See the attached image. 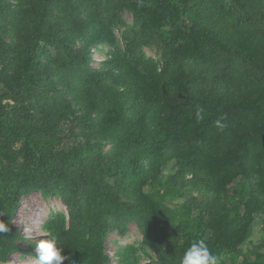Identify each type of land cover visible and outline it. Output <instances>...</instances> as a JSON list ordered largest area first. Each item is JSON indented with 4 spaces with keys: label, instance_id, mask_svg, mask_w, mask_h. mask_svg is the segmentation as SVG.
I'll return each mask as SVG.
<instances>
[{
    "label": "trees",
    "instance_id": "16d2710c",
    "mask_svg": "<svg viewBox=\"0 0 264 264\" xmlns=\"http://www.w3.org/2000/svg\"><path fill=\"white\" fill-rule=\"evenodd\" d=\"M34 192L66 206L47 229L71 264H108L131 221L142 240L118 264H153L146 248L181 264L199 240L219 264H264V0H0L7 264Z\"/></svg>",
    "mask_w": 264,
    "mask_h": 264
},
{
    "label": "rangeland",
    "instance_id": "374dc122",
    "mask_svg": "<svg viewBox=\"0 0 264 264\" xmlns=\"http://www.w3.org/2000/svg\"><path fill=\"white\" fill-rule=\"evenodd\" d=\"M127 26H133L134 20L130 12L123 13ZM126 26L117 27L116 34L121 36ZM109 47L106 45H98L95 47L93 54L96 59L106 56ZM142 52L155 60L160 59V53L155 47H142ZM98 64V61L95 62ZM195 194H199L198 190H194ZM57 214H67L66 206L58 195L45 196L41 192H34L26 195L21 200V205L14 217V227L22 235L21 244L23 250L12 254V264H36V255L29 250H35V243L41 239H50L48 236L42 235L47 232V222ZM142 236L137 224L134 221L127 223V231L125 235H121L118 230L111 229L106 237V252L111 257L108 264H118V254L128 245L138 246L141 243ZM138 254L146 261H152L156 264L154 253L146 248L145 251L139 250Z\"/></svg>",
    "mask_w": 264,
    "mask_h": 264
},
{
    "label": "clouds",
    "instance_id": "9594fccd",
    "mask_svg": "<svg viewBox=\"0 0 264 264\" xmlns=\"http://www.w3.org/2000/svg\"><path fill=\"white\" fill-rule=\"evenodd\" d=\"M202 109L196 113L197 119H202ZM224 117L217 119L215 125L220 130H223L226 125L222 122ZM8 231V224L0 220V233ZM44 236L51 237L50 239H41L35 243L36 264H63V261L69 260L70 257L63 254L64 246H61L59 241L50 233H42ZM0 264H7L6 261L0 260ZM71 264V261H70ZM181 264H219V258L213 254L204 240L193 242L185 251Z\"/></svg>",
    "mask_w": 264,
    "mask_h": 264
}]
</instances>
